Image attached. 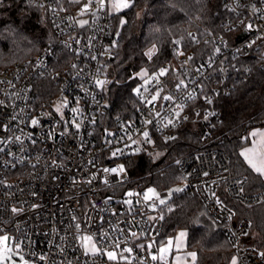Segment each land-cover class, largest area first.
<instances>
[{
  "label": "built area",
  "instance_id": "built-area-1",
  "mask_svg": "<svg viewBox=\"0 0 264 264\" xmlns=\"http://www.w3.org/2000/svg\"><path fill=\"white\" fill-rule=\"evenodd\" d=\"M31 1L45 11L53 39L34 59L0 72V235H9L13 242L20 240L31 264H162L152 260L147 246L162 235L164 218L159 217H164V210L180 195L197 198L209 217L223 227L238 264H264L263 252L244 244L251 230L250 221L238 219L221 195L253 207L264 202V193L248 194L247 179L234 176L229 155L213 145L222 98L229 96L236 83L250 76L255 67L264 71V0H222L214 27L206 28L202 34L189 32L187 48H179L174 41L176 62L162 64L150 72L153 76L161 68L168 69L159 77V84L153 81L146 85L149 91L142 89L145 99L162 88L161 96L171 95L173 100L158 99L154 105L146 106L135 95L138 105L134 118L118 119L114 127L106 128L124 136L121 123L135 121L140 129L132 137L138 143L125 148V154L118 157H112V151L131 141L124 136L109 144L105 131L99 136L96 133L112 83L104 91L94 84L95 79L113 82L110 62L120 44L113 15L97 12L93 16L95 0L83 14L88 3ZM82 20L88 24L81 27ZM196 21L202 22V18ZM49 80L56 91H49L50 99L42 102L41 86ZM180 80L186 87L177 90ZM189 93L193 99H188ZM77 97L81 98L78 103ZM65 100L68 107L62 109V120L54 106ZM178 103L184 104L182 111L175 107ZM75 107L83 112L76 118L81 123L79 130L71 123L74 114L69 109ZM157 111L159 117L155 116ZM175 111H180L179 118ZM32 119L39 124L33 126ZM92 119L95 124L90 122ZM145 119L153 120V124L143 126ZM168 119L176 126H165ZM187 127L200 129L205 141L195 152L175 161L182 177V191L170 195L168 189L131 178L125 160L155 146L159 138L171 140L165 138L176 137L178 130ZM144 130L149 131L152 143L143 141L140 133ZM17 136L20 141L15 139ZM136 148L140 151L134 152ZM119 165L124 166L125 173L103 171ZM149 188L158 190L161 199L169 200L163 205L155 197L144 201L143 193ZM128 192L140 195L129 197ZM125 200H131V205ZM82 235H93L101 251L85 254L79 239ZM125 248L132 251L123 252ZM108 251H115L117 259L109 260Z\"/></svg>",
  "mask_w": 264,
  "mask_h": 264
},
{
  "label": "trees",
  "instance_id": "trees-1",
  "mask_svg": "<svg viewBox=\"0 0 264 264\" xmlns=\"http://www.w3.org/2000/svg\"><path fill=\"white\" fill-rule=\"evenodd\" d=\"M221 1L136 0L135 8L125 11L127 15L125 12L113 15L120 44L110 62L113 82L106 92L107 107L96 125L98 136L106 128L114 127L118 119L134 118L138 103L133 89L140 84L138 78H133L135 74L143 67L153 72L162 64L175 63L174 41L179 42V48H187L189 32L202 34L206 28L214 27ZM197 16L202 22L196 21ZM120 17L127 20L123 26ZM52 39L42 8L31 0H0V71L34 59ZM152 47L157 48V53L150 60L147 52ZM43 84L42 102H46L51 97L49 91H56V87L50 80ZM219 110L221 120L215 128L213 145L229 155L233 175L247 179L245 191L248 194L264 193V178L240 155L247 132L254 127H264V71L255 67L250 76L239 80L231 94L222 98ZM177 132L175 139L157 140L155 149L160 157L155 158L153 153L144 150L125 160L133 180L157 189H169L182 181L175 161L195 152L205 140L202 131L195 127ZM221 195L238 219H248L251 223L244 244L264 253V202L246 207L228 200L224 193ZM180 229L188 232L189 248L197 253L196 264H229L236 255L223 227L209 217L197 198L180 195L173 198L164 210L163 233L159 240L175 235Z\"/></svg>",
  "mask_w": 264,
  "mask_h": 264
},
{
  "label": "snow or ice",
  "instance_id": "snow-or-ice-1",
  "mask_svg": "<svg viewBox=\"0 0 264 264\" xmlns=\"http://www.w3.org/2000/svg\"><path fill=\"white\" fill-rule=\"evenodd\" d=\"M73 2L79 3V0H73ZM92 4H93V0H89V3L84 5L81 14H83L84 12H87L88 9L92 6ZM95 5H96V11H94L92 13L93 16H97V12L106 13L107 15L111 16L113 14L120 13L124 10L134 9L136 6V0H95ZM125 15H127L126 12H125ZM126 23H127V20L124 19L123 17H120L121 26L125 25ZM79 24L81 27H83L84 25L88 24V21L82 20V21H79ZM251 27H252L251 25H248L249 29H251ZM117 35H119V33H117ZM77 43H79V41H77ZM177 43H179V42L177 41ZM112 46L113 47L115 46V42H113ZM154 51H155V49L150 50L147 53L149 58H151ZM217 51H219V49H217ZM91 58L96 59L95 56H92ZM189 59H191V57H189ZM73 67H75V65H73ZM167 72H168V69L161 68L159 70V72L157 74H154L153 76H149V74L146 70H142L141 72L135 74V76H139L141 79L144 80L143 85L133 89V92L135 93V95L138 98H140V102L142 104H145L146 106L147 105H154V102L157 101L158 99H162L164 101H172L173 100V97L171 95L161 96V92L163 91L162 88L157 89L155 91V94L152 95L150 99H145L143 97V92L149 91V89L146 87V85H148L149 83H151L153 81H155L157 84H159V77L166 75ZM133 78H135V77H133ZM109 83H112V82L105 80V79H95L94 80L95 86L98 89H100L101 91L106 90V85ZM182 86L186 87V85L184 84V81L180 80L179 83L176 85L177 90H180ZM142 89H143V92H142ZM193 98H194L193 94L189 93L188 99H193ZM80 99H81L80 97H77V103L79 102ZM93 99H95L94 96H93ZM208 103H211V100H208ZM67 107H68V101L65 100L62 105H59L56 108V112L60 114L62 120L64 119V114H63L62 109L67 108ZM105 107H107V105H105ZM175 107L177 109H179L180 111H182L184 104L178 103V104H176ZM69 111L74 114L72 119H71V123L74 125V127L77 130H79L81 127V123H77L76 118H77V115H83L82 109L79 107H75V108H70ZM137 111H139V109ZM151 111H152V109H150V113H151ZM180 111L174 112V115L176 118L180 117ZM197 115H199V113H197ZM155 116L159 117L160 112H158V111L155 112ZM205 118H207V116H205ZM13 119H15V117H13ZM184 119H187V117H184ZM90 122L95 124L96 120L92 119ZM65 123L67 124L68 122L65 121ZM31 124L33 126H36L39 124V121L37 119H32ZM142 124H143V126L151 125V124H153V120L145 119L142 121ZM168 125H171L173 127L176 126L172 119H168L167 124L165 126H168ZM4 127L6 128V126H4ZM120 131L124 133V136H126L129 141H131V144H125L124 148H116L111 153L112 157H118V156L124 155L125 154V148L130 149L132 147V145H135L138 143L137 140H134L132 138L134 133H137L140 131V129H138L136 127L135 121H129L127 124L121 123ZM105 134H106L105 138L107 140V143H109V144H112L114 142H119L120 140L124 139V136H119L118 133L109 132L107 129H105ZM140 134H141L143 141L145 143H152L150 133L148 130H144ZM107 137H116L117 139H116V141H113V140H108ZM29 138H31V134H29ZM15 139L17 141H20L21 138L19 136H17V137H15ZM165 139L166 140L175 139V137H166ZM244 139L248 140L251 143V147H246L240 153V155L244 157L245 161L253 169V171H255L256 173H258L261 176H264V132H261L259 130L253 131L249 134V136L244 137ZM33 143H35V141H33ZM0 150H2V149H0ZM133 151L139 152L140 149L136 148ZM103 171L113 173V174H120V173H125L126 170H125L123 165H119L118 167L111 168V169L105 168ZM105 183H107V181H105ZM174 191H182V189L178 188V189H175ZM133 195H140V194L139 193H133V192L127 193V196H129V197H131ZM154 197L159 200V203L161 205L166 203V201L164 199H161L159 194L153 188H149V189H147L146 192L143 193L144 201L152 200ZM124 203L131 205L132 201L131 200H125ZM152 207H153V209H155V205H152ZM168 210L171 211V208H169ZM16 211H17V209L14 208L13 212H16ZM159 218L163 219L164 217L161 215ZM150 219H155V218L150 217ZM75 227H76L77 231L79 232L80 225L77 223L75 225ZM131 235L136 236V233H132ZM187 235H188V233L186 231H181L175 237V239L169 238L165 245H163L157 249L158 255H152L151 256L152 260L155 261V260L159 259L162 262V264H167V258L172 253L174 247L177 251H179L185 247V239H186ZM79 239L82 241L81 246L84 248L85 254L91 253V254L95 255L101 251L97 247L96 243L93 242V240H94L93 235H82L79 237ZM21 245H22V242L18 239L15 242H13V238L10 237L9 235H6V234L0 235V264H6V262H9V261H10V264H17V261L12 259L13 255L18 256L19 264H30V262L25 259V256L23 254V248ZM116 247L117 248L119 247V242L116 243ZM140 247H143V245H141ZM148 247L152 248L153 244H149ZM131 251H132L131 248L123 249V252H129L130 253ZM101 254H103V253H101ZM106 254H107V257L109 260H116L117 259V253L115 251H108ZM261 255L264 256V253H262ZM187 256H190L192 258L193 264H195L196 253L195 252H189V253H187ZM120 258L126 259V257H124L123 255H121ZM41 259H43V257H41ZM174 259L176 261V264H179V261L181 259H183V257L176 256ZM233 264H236L235 260H233Z\"/></svg>",
  "mask_w": 264,
  "mask_h": 264
},
{
  "label": "rangeland",
  "instance_id": "rangeland-1",
  "mask_svg": "<svg viewBox=\"0 0 264 264\" xmlns=\"http://www.w3.org/2000/svg\"><path fill=\"white\" fill-rule=\"evenodd\" d=\"M68 3H70V4H81V3H89V0H79V3H75V2H73V0H66ZM125 11H127V10H124V11H122V12H120V13H117V14H113V15H120V14H122V13H124ZM198 17V16H197ZM153 49H155V51H154V53H153V55L151 56V58H149V56H148V58L150 59V60H152V58L156 55V53H157V48L156 47H152V48H150L149 50H148V52L150 51V50H153ZM147 52V53H148ZM20 63V62H19ZM15 64H17V63H15ZM15 64H12V65H9L8 67H6V69H8L9 67H12L13 65H15ZM6 69H3L2 71H4V70H6ZM142 70H146L147 72H148V74H149V76H150V71H149V68L148 67H143L139 72H141ZM2 71H0V72H2ZM139 72H137V73H139ZM135 78H138L140 81H142V84H144V80L143 79H141L139 76H134ZM141 86V85H140ZM139 85L137 86V87H140ZM63 104V102H58V103H56L55 104V109L57 108V106H59V105H62ZM257 130H259V131H261V132H264V127H254V128H252V129H250L248 132H247V134L244 136V137H247V136H249V134L251 133V132H253V131H257ZM243 141H244V144H243V146H242V148H241V150H240V153L246 148V147H251V143L248 141V140H245L244 138H243ZM146 150H148L149 152H151V153H153L154 154V157L155 158H158V157H160L161 156V154L160 153H158V152H156V149H155V146H149V147H147L146 148ZM242 158L244 159V157L242 156ZM245 160V159H244ZM247 163V162H246ZM248 164V163H247ZM249 166V165H248ZM250 167V166H249ZM251 168V167H250ZM252 169V168H251ZM263 178H264V176H262ZM182 181L180 182V183H178V184H176L174 187H172V188H169L168 189V192L170 193V195L171 194H174L175 192H177V191H174L175 189H180V187L182 186ZM158 194H159V192H158V190H155ZM164 200H169V197L168 198H166V199H164ZM181 231H186V230H183V229H180V230H177L176 232H175V235H172V236H169V237H166V238H163V239H161V240H155V241H153V242H150L149 244H153V247L152 248H149L148 246V251H149V253H150V256H152V255H158V252H157V249L159 248V247H161V246H163V245H165L166 244V242H167V240L169 239V238H172V239H175V237L181 232ZM187 232V231H186ZM188 233V232H187ZM148 244V245H149ZM153 250H155V252H153ZM189 252H195L196 253V251H193L192 249H190L189 248V245H188V235H187V237H186V239H185V247L183 248V249H181V250H179V251H177L176 249H175V247L173 248V251H172V253L168 256V258H167V262H169V263H171V264H176V261H175V257L176 256H180V257H183V259H181L180 261H179V264H193V261H192V258L190 257V256H187V253H189ZM89 254H91V253H89ZM12 259L13 260H16L17 261V264H19V258H18V256H15V255H13V257H12ZM26 259V258H25ZM27 260V259H26ZM233 260H235L236 261V264H238V257L236 256V255H234L233 257H232V259H231V261H230V263L229 264H233ZM156 261H160L159 259H157ZM196 262H197V253H196V259H195V264H196ZM6 264H10V261L9 262H6ZM30 264H31V262H30Z\"/></svg>",
  "mask_w": 264,
  "mask_h": 264
},
{
  "label": "water",
  "instance_id": "water-1",
  "mask_svg": "<svg viewBox=\"0 0 264 264\" xmlns=\"http://www.w3.org/2000/svg\"><path fill=\"white\" fill-rule=\"evenodd\" d=\"M113 60V59H112ZM163 162V160L162 161H160L157 165H160L161 163Z\"/></svg>",
  "mask_w": 264,
  "mask_h": 264
}]
</instances>
